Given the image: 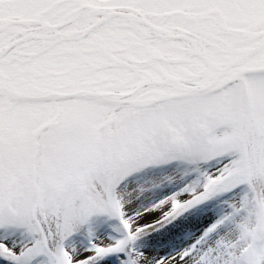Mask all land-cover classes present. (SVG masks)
I'll return each instance as SVG.
<instances>
[{"label": "snow or ice", "instance_id": "1", "mask_svg": "<svg viewBox=\"0 0 264 264\" xmlns=\"http://www.w3.org/2000/svg\"><path fill=\"white\" fill-rule=\"evenodd\" d=\"M0 264H264V0H0Z\"/></svg>", "mask_w": 264, "mask_h": 264}]
</instances>
